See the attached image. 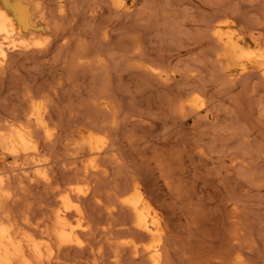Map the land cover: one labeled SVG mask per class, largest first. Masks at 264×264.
<instances>
[{
	"label": "rangeland",
	"instance_id": "obj_1",
	"mask_svg": "<svg viewBox=\"0 0 264 264\" xmlns=\"http://www.w3.org/2000/svg\"><path fill=\"white\" fill-rule=\"evenodd\" d=\"M42 1L50 6V11L57 7V0ZM52 1L56 6L52 7ZM108 1L64 0L70 19L59 25L61 28L67 26L64 27L71 35L67 34V37L72 48L84 46V43L88 51L84 59L87 57L89 65H85L81 73L74 75L71 71H60L68 54L56 49L59 43L54 45L52 37V43H48V39L51 41L49 36L46 41H43L45 37H39L43 45H31L33 57H19L21 47L9 52L12 55H8V67H5L6 75L3 76L7 83L0 82V122L2 119V124L14 120L13 123L19 121L15 124L18 125L22 119L24 123L22 115H26L33 104H40L41 111H46L50 122L55 121V124L51 126L53 139L47 138L43 132L50 141L36 130L40 137L37 140L35 135L39 149L42 145V156L37 157V161L42 159L43 164L35 160L31 166L26 163L29 159L25 161L24 158L19 161L21 164H16L9 154L5 153L6 157L1 152L4 150L0 147V155L5 157L0 162L1 167L8 175V183H12H9L11 188L7 183L12 195L9 194L10 199L3 197L4 200L8 198L9 206L4 203L7 210L3 208L2 215L5 218L7 213L4 212L10 209L8 215L14 217H7L16 220L17 227L20 222V228L28 229L26 223H31L30 220L32 225L28 224L31 225L29 228H35L38 222V226L45 225L50 214L61 208L60 196L72 188L71 194L77 191L76 195L73 194L75 197L72 195L73 200L77 199L76 203L85 210V220H71L83 242L79 239V244L59 247L52 241L56 250L50 264H236L235 261L237 264H264V82L260 86L262 79L259 75L247 78L248 72L239 74L235 80H228L219 68L216 59L219 47L210 30L214 23L220 26L231 23L238 32L258 36L264 43V0H123L130 8L119 9L111 8ZM76 35L82 38L79 44L76 43L79 46L75 45L78 42ZM18 39L16 44H22ZM23 42L33 43L30 39ZM45 45H49L46 49L51 52L43 56L40 51L45 50L42 49ZM37 48L39 55L36 54ZM93 48H97L96 52L91 50ZM89 66L96 72H89ZM148 68L163 70L162 73L172 79H169L168 88L147 75L145 69ZM63 77L66 81L73 77L78 80L73 78L67 83ZM27 80L29 84L25 85ZM55 80L60 81V86L54 83ZM29 81L33 82L30 84ZM91 83L96 87L93 88ZM106 83L110 89H106L107 93L102 89L103 92L112 94L114 89L116 95L113 92L108 96L102 92V99H97ZM103 95L106 101H103ZM194 96L200 98L199 107L189 104V99ZM95 98L100 100L103 110L106 108L107 111L108 106L115 109L104 112L98 102L93 101ZM182 99L185 104L188 101L186 117L179 109ZM47 112L53 116L51 119ZM80 129H91L101 136L99 146L102 145L103 151L100 150L102 155H97L96 160L100 161L96 164V160L93 164L89 161L91 157L94 159L89 151L85 155L88 148L85 150L83 143H79L82 138L78 141L82 137ZM78 144H81L80 151L84 148V153L77 150ZM45 164L46 177L52 179L49 180L52 186L44 182L45 176H40L43 173L35 175L36 181L25 176V169L34 173L39 165ZM19 166L26 167H21V171ZM135 185L149 200L151 213L156 210L153 215L158 214L161 219L163 230L158 238L142 234L135 226L134 212L124 205ZM230 236L236 239L241 236V243L237 246L235 242L238 240H231Z\"/></svg>",
	"mask_w": 264,
	"mask_h": 264
},
{
	"label": "bare ground",
	"instance_id": "obj_2",
	"mask_svg": "<svg viewBox=\"0 0 264 264\" xmlns=\"http://www.w3.org/2000/svg\"><path fill=\"white\" fill-rule=\"evenodd\" d=\"M42 0H0V75H1V79H0V82H2L1 84H3L4 82V75H6L5 73V67H8L6 65H8L7 63V60H8V57L11 56L9 55V52L10 50H16V48H19L20 47L22 49V51L19 50V53H18V56H22L23 58L25 59H28V57L32 54H34L32 52V48H31V45L33 46H39L40 44L43 45V42L40 43L39 42V37H45L43 39V41H46V38L48 39V36L51 38H53V44L55 45L59 43V45L56 47V49H58L61 53H67L66 55L68 56V59L67 60H63L62 59V62L64 61V66H62L60 68V71L63 73V72H67V71H71L72 74L76 75L78 72L80 71H84V69L86 68L88 64V59L87 57L84 59V57L87 55L88 51H87V47H84L86 46L84 43L83 45L84 46H81V47H84V48H81V47H73V45H70V40L68 39L67 37V34L65 29L66 27H63L61 28V26L59 25V23H61L62 21H66L68 19H70L69 17H67V14H66V4L64 2V0H57V7H54L56 9H52L51 11L48 10L50 8L46 6L45 2H41ZM85 0H83L84 2ZM110 1V4H111V8H115V9H119V8H130L128 5L125 4V2L123 0H109ZM109 1L107 3H109ZM55 2V1H54ZM88 2V1H86ZM175 2V1H174ZM53 3V1L51 2ZM71 3V2H70ZM69 3V4H70ZM75 3V2H74ZM74 3H71V4H74ZM98 3V2H96ZM102 3V2H101ZM68 4V5H69ZM53 5H55V3L52 4V7ZM85 5H88V4H85ZM56 6V5H55ZM91 6V5H90ZM96 5H94L95 7ZM105 6V5H104ZM89 7V6H88ZM97 8V6H96ZM95 8V9H96ZM102 8V7H101ZM133 8V7H131ZM98 9H99V6H98ZM114 9V10H115ZM124 10V9H123ZM90 11H91V8H90ZM94 11V10H93ZM117 11V10H115ZM225 11V10H224ZM118 12V11H117ZM103 13V12H101ZM75 14V13H73ZM134 14V13H133ZM144 14V13H143ZM72 15V14H71ZM78 15V14H77ZM91 15V14H90ZM89 15V16H90ZM98 15V14H97ZM115 15V14H114ZM219 15V14H218ZM119 16V15H118ZM232 16V15H231ZM74 17V16H73ZM77 17V16H75ZM93 17V16H92ZM101 17V16H100ZM140 17V16H138ZM221 18V17H220ZM72 19V18H71ZM75 20V18H73ZM180 19V18H179ZM218 20V19H217ZM234 20V19H233ZM138 21V20H137ZM179 22V21H178ZM206 22V21H205ZM215 22V20H214ZM217 22V21H216ZM63 23V22H62ZM65 23V22H64ZM67 23V21H66ZM102 23V22H101ZM101 23H98L99 25ZM97 24V26H98ZM149 24V23H148ZM216 23H214V25H212L210 27V30L212 31V36L214 41L216 40L217 42V46L219 47V50H218V57L216 55V59L218 60L219 64H220V67L221 70L224 72L223 75H225L227 77L228 80H235V78H237V76H240L239 74L241 73H249V76L247 75V78H251L250 76H255V75H259V77L262 79V81H260V86L262 85L263 86V83L261 82H264V43H263V40H260L259 38H257L255 35H249L247 33L248 36H254V37H248L246 35V33H242L241 32H238L235 28H234V24L231 25L230 24H221L220 25H215ZM52 25H54V28H52ZM60 26V27H59ZM69 26V25H68ZM81 27V26H80ZM102 27V25H101ZM237 27V26H236ZM240 27V26H239ZM72 28V27H71ZM104 28V27H103ZM113 28V27H112ZM75 29V28H74ZM106 29V28H105ZM260 29V28H259ZM67 30V29H66ZM100 30V29H99ZM98 30V31H99ZM104 30V29H103ZM71 31V29H70ZM76 30H73V32H75ZM102 32V31H100ZM150 32V31H149ZM251 32V31H249ZM71 33V32H70ZM76 33H79V32H76ZM91 33V32H90ZM104 33V32H103ZM108 33V32H107ZM73 34V33H72ZM83 34V33H82ZM98 34V32H97ZM246 36H245V35ZM69 35V34H68ZM74 35V34H73ZM81 35V33H80ZM132 35V34H131ZM261 35V34H260ZM264 35V34H263ZM71 36V35H69ZM78 37L77 41L78 42H75V45L79 46V39L81 40L82 38H80V36H77ZM85 36H83L84 38ZM100 37V36H98ZM106 37V35H105ZM256 37V38H255ZM264 37V36H263ZM19 38V39H18ZM52 38L50 39L51 41L49 42V39L47 40L48 43H52ZM86 38V37H85ZM84 38V40H85ZM104 38V37H103ZM262 38V37H261ZM17 39L18 41L19 40H22L20 41V43L22 44H16L17 42ZM31 40L33 41V43L31 42V44H29L28 41L27 43L26 42H23L25 40ZM41 39V40H42ZM70 39H73L72 37ZM100 39V38H99ZM101 39H102V36H101ZM263 39V38H262ZM137 40V39H135ZM133 40V41H135ZM139 40V39H138ZM137 40V41H138ZM74 41V39L72 40ZM76 41V40H75ZM83 41V40H82ZM89 41V40H88ZM140 41V40H139ZM81 42V41H80ZM136 42V41H135ZM142 42V40H141ZM202 42V41H201ZM47 43V44H48ZM78 43V44H76ZM153 43V42H152ZM87 44V43H86ZM91 44V43H90ZM106 44V43H105ZM142 44V43H141ZM148 44V43H147ZM41 45V46H42ZM50 45V44H49ZM49 45H45L43 46L44 48L42 49H45L43 51H40L43 53V56L45 55H49L51 50L50 49H46L47 46ZM82 45V44H81ZM92 45V44H91ZM99 44H97L96 46H98ZM117 45V44H116ZM215 45V44H214ZM88 46V45H87ZM93 46V45H92ZM53 47V46H52ZM51 47V49H52ZM90 48V46H88ZM217 47V48H218ZM36 48V47H34ZM54 48V47H53ZM86 48V49H85ZM88 48V50H89ZM101 48V47H100ZM120 48V47H119ZM138 48V47H137ZM151 48V47H150ZM131 49V48H130ZM129 49V50H130ZM134 49V48H133ZM39 48H37V51H36V54L39 53ZM41 50V48H40ZM91 50H94L91 49ZM97 50V48H96ZM96 50H94L96 52ZM34 51V50H33ZM56 51V50H55ZM122 51V50H121ZM136 51V50H135ZM142 51V50H141ZM156 51V50H154ZM38 52V53H37ZM90 52V50H89ZM98 52V51H97ZM102 52V51H100ZM132 52V51H131ZM138 52V51H137ZM140 52V51H139ZM11 53V52H10ZM92 52H90L91 54ZM99 53V52H98ZM134 53V52H133ZM142 52H140L141 54ZM41 54V53H40ZM54 54V52H53ZM65 54L62 56L64 57ZM89 54V55H90ZM96 54V53H95ZM129 54V52H128ZM139 54V53H138ZM9 55V56H8ZM31 55V56H32ZM39 55V54H38ZM37 55V56H38ZM42 55V54H41ZM56 55H59L60 57V54H58V52H56ZM98 56V55H97ZM205 56V55H204ZM33 57V56H32ZM36 57V56H34ZM57 57V56H55ZM58 57V58H59ZM53 58V57H52ZM67 58V57H66ZM88 58H90V56H88ZM30 59V58H29ZM37 59V58H36ZM35 59V60H36ZM57 58H53V60ZM61 59V57H60ZM59 59V60H60ZM65 59V57H64ZM83 59L87 62L84 63ZM87 59V60H86ZM91 59V58H90ZM21 60V59H20ZM42 60H45L44 58ZM97 60H100V59H96ZM128 60V59H126ZM26 61V60H25ZM90 61V60H89ZM129 61V60H128ZM137 61V60H136ZM54 62V61H53ZM61 62V63H62ZM92 62V61H91ZM112 62V61H111ZM180 62V61H179ZM217 62V61H216ZM93 63V62H92ZM101 63V62H100ZM127 63V62H126ZM132 63V62H131ZM19 64V63H18ZM62 64V65H63ZM86 65V66H85ZM91 65V63H90ZM111 65V64H110ZM129 65V63H128ZM97 66V65H96ZM139 66V65H138ZM147 66V65H146ZM145 66V68H146ZM94 67V65H93ZM136 67V66H135ZM141 67V66H140ZM149 67V66H148ZM154 67V66H153ZM12 68V67H11ZM88 68V67H87ZM132 68V67H131ZM183 68V67H182ZM26 69V68H25ZM89 69H91L89 72H93L95 70H93V68H90L89 66ZM88 69V70H89ZM116 69V68H115ZM129 69V68H128ZM127 69V70H128ZM146 72H147V75L150 74L151 76H153L156 80L160 81L164 88H168V84L170 85L172 79L171 78H167L165 74H163V70H158V69H145ZM7 71V70H6ZM168 71V70H167ZM13 72V71H12ZM96 72V71H95ZM94 72V74H96ZM112 72V71H111ZM14 73H16L14 71ZM40 73V72H39ZM58 73V71H57ZM81 73V72H80ZM145 73V71H144ZM165 73V72H164ZM61 74V73H60ZM58 74V75H60ZM63 75V74H62ZM62 75L61 77H59L58 79L61 81V78H62ZM65 75V74H64ZM73 75V76H74ZM79 75V74H78ZM149 75V76H150ZM168 77H169V74H167ZM23 76V75H22ZM81 76V75H80ZM91 76L93 77V73H91ZM97 76V75H96ZM102 76V75H101ZM123 76V75H122ZM45 77V76H44ZM76 77V76H75ZM75 77H73L75 79ZM84 77V76H83ZM89 77V76H88ZM193 77V76H192ZM66 81V78L63 77ZM68 78V77H67ZM67 79L70 81L74 80V79ZM95 78V76H94ZM112 78V77H111ZM124 78V77H123ZM220 78V77H219ZM56 79V78H54ZM102 79V78H101ZM109 79V77H108ZM171 79V80H169ZM195 79V78H194ZM226 79V78H225ZM250 79V80H251ZM78 80L77 78L75 79V81ZM94 80V79H93ZM107 80V78H106ZM227 80V81H228ZM244 80V79H243ZM249 80V79H248ZM36 80H34L35 82ZM60 81H56L54 83L58 84ZM63 81V79H62ZM69 81H66L67 83ZM193 81V80H192ZM196 81V80H195ZM247 81V80H246ZM6 82V81H5ZM4 82V83H5ZM25 85L29 84L27 83V81H25ZM30 82V81H29ZM33 82V81H31ZM30 82V84H31ZM38 82V81H37ZM36 82V83H37ZM52 82V83H53ZM74 82V81H73ZM103 82V81H102ZM159 82V83H160ZM250 82V81H249ZM247 82V83H249ZM254 82V80H253ZM7 83V82H6ZM62 83V82H61ZM75 83V82H74ZM73 83V84H74ZM219 83V82H218ZM236 83V82H235ZM246 83V82H245ZM251 83V82H250ZM23 84V82H22ZM35 84V83H34ZM42 84V83H41ZM77 84V83H75ZM93 84V83H91ZM95 84V83H94ZM93 84V85H94ZM37 85V84H35ZM59 85V84H58ZM92 85V86H93ZM100 85V84H99ZM112 85V84H111ZM110 85V86H111ZM257 85V84H256ZM22 86V85H21ZM24 86V85H23ZM60 86V85H59ZM78 86V84L76 85ZM91 86V88H92ZM104 86V84H103ZM101 86V87H103ZM25 87V86H24ZM96 85H94L93 88H95ZM36 88V86H35ZM38 88V87H37ZM44 88V87H43ZM34 89V88H33ZM74 89V88H73ZM106 92V89H110L109 86H107V83L106 85L101 88V95L97 96V99L98 97H101L102 96V92L103 90ZM29 90V89H28ZM167 90V89H166ZM25 91H27L25 89ZM42 91H45V90H42ZM96 91V90H95ZM97 91H99V89L97 88ZM99 91V92H100ZM116 91V90H115ZM114 89H113V92L115 93ZM175 91V90H174ZM32 91H30L31 93ZM105 92H103L105 95H112L111 92L110 94H106ZM109 92V91H108ZM117 92V91H116ZM33 93V92H32ZM43 93V92H42ZM27 94H29L27 92ZM199 94V93H198ZM39 95V94H38ZM42 95V94H41ZM76 95V94H75ZM88 95V94H86ZM116 95V93H115ZM184 95V94H183ZM45 96V94L43 95ZM114 96V95H113ZM168 96V95H167ZM201 96V95H200ZM29 97V95L27 96V98ZM46 97V96H45ZM85 97V96H84ZM103 101L105 100L106 101V96L103 95ZM202 97V96H201ZM261 97V96H260ZM42 99V98H41ZM45 99V98H44ZM75 99V98H74ZM97 99L95 98V100H93L94 102H98L100 100L97 101ZM102 99V97H101ZM109 99V98H108ZM28 100V99H27ZM33 100V99H32ZM37 100V99H36ZM108 101V100H107ZM163 101V100H162ZM183 102H181V106L179 107L180 109V113L186 117V115H188V113H186L188 110L187 105L184 103V99H182ZM35 102V101H34ZM83 102V101H82ZM28 103V102H27ZM109 104V102H107ZM111 103V102H110ZM200 103V98L198 96H194L192 97L191 99H189V104L191 106H194V107H199ZM31 104V103H30ZM99 104V102H98ZM95 105V106H99V105ZM201 104V103H200ZM203 104V103H202ZM29 105V104H28ZM32 105V104H31ZM40 105V104H39ZM39 105H34L31 107L28 108L30 109L28 113H26V115H22L24 116V123H22V119L20 120V124L18 125H15L17 124V122L19 121H15L16 123H13V121H11V123L9 122H6V123H1L0 122V147L4 150V151H1V152H4L9 154L10 157L13 158V160L15 161L16 164L20 163L19 161L23 158L24 160L26 159H29L32 158L34 160L31 159L30 162H28L29 160H27L26 163H32V161L35 162V160L37 161V157H40L42 156L41 153H40V149L42 148V145L41 148L39 149L38 147V143L36 142V139H35V135H37L36 133V130L38 133H41L40 136H42V134H46L47 138H51L52 137V131H51V126H53L55 124V121H51L48 119V116H46V111L45 113L41 111V108H39ZM103 105V104H102ZM106 105V104H105ZM110 105V104H109ZM117 105V104H116ZM165 105V104H164ZM44 105H42L43 107ZM82 106V105H81ZM94 106V107H95ZM101 106V105H100ZM115 106V105H114ZM45 107V106H44ZM96 107V108H97ZM104 107V106H103ZM102 109V106L99 107ZM109 108V109H108ZM44 108H42L43 110ZM63 109V108H62ZM98 109V108H97ZM107 111H109L110 113V110L113 112L112 109H110V106L107 107ZM202 109V108H201ZM106 110V108H105ZM103 110L104 112H107ZM87 111V110H86ZM91 111V110H90ZM190 111V110H189ZM26 112V111H25ZM170 112V111H169ZM207 112V111H206ZM24 113V112H23ZM108 113V112H107ZM197 113V112H196ZM48 114V112H47ZM6 115V114H5ZM21 115V114H20ZM48 115H51V114H48ZM105 115V114H104ZM192 115V114H191ZM208 115V113H207ZM182 116V118H183ZM199 117V115H197ZM18 117V116H17ZM50 117V116H49ZM53 116L51 115L50 119L52 118ZM93 117V116H92ZM103 117V116H102ZM1 118V117H0ZM55 118V117H54ZM93 119V118H92ZM7 120V119H6ZM101 120V119H100ZM22 121V122H21ZM80 121V120H79ZM93 121V120H92ZM99 121V120H97ZM205 121V120H204ZM5 122V121H3ZM100 123V122H99ZM83 124V123H82ZM72 126V125H71ZM82 127V126H81ZM79 127V128H81ZM87 127V126H86ZM85 126H83L82 128H86ZM54 128V127H53ZM64 128V127H63ZM78 128V129H79ZM82 130V129H80ZM79 130V132H80ZM196 131V130H195ZM44 132V133H43ZM56 133V132H54ZM66 133V132H65ZM198 133V132H197ZM196 133V134H197ZM44 134V136H45ZM67 134V133H66ZM79 133H77V137H80L78 135ZM102 134V133H101ZM56 135V134H53V136ZM80 135H82V137L78 138V141L81 139V141H79V143H83L82 145L85 146V150L86 148H88V150L85 152V150H83L84 146L82 147V151H80L79 149L80 148V145L77 146V150L81 152H85V155L86 154H89V152L92 154L90 156H94V159H92L91 157V160L89 161H92V164H93V161H95L98 157L97 155L100 154V150H102L103 148L101 146H99L100 143V137L98 136L97 132H93L90 130H82V132L80 133ZM43 136V137H44ZM46 136L44 137L46 139ZM66 137V136H65ZM189 137V136H188ZM206 137V136H205ZM38 138L37 140H39V136L37 135ZM54 137H52L53 139ZM62 138V137H60ZM59 138V139H60ZM51 139V140H52ZM177 139V138H176ZM48 141H50L49 139H46ZM103 140V139H102ZM40 142V141H38ZM44 142V140H43ZM53 142V140H52ZM76 142V141H75ZM102 142V141H101ZM104 142V141H103ZM163 142V141H162ZM61 143V142H60ZM78 143V142H77ZM76 143V145H77ZM41 144V143H40ZM50 144V143H49ZM57 144V143H56ZM168 144V143H167ZM105 145V143H103V146ZM157 145V144H156ZM171 145V144H170ZM107 146V145H105ZM109 146V145H108ZM113 146V145H112ZM69 147V146H68ZM79 147V148H78ZM190 147V146H189ZM74 148V147H73ZM105 148V147H104ZM173 148V147H171ZM106 149V148H105ZM104 149V150H105ZM109 149V148H108ZM173 150V149H172ZM176 150V149H175ZM193 150V149H192ZM78 151V152H79ZM89 151V152H88ZM103 151V150H102ZM106 151V150H105ZM104 151V152H105ZM108 151V150H107ZM106 151V152H107ZM196 151V150H195ZM0 152V153H1ZM77 152V153H78ZM105 152V154H107ZM112 152V151H111ZM43 153H45V151H43ZM178 153V152H177ZM4 154L2 156H4ZM79 154V153H78ZM103 154V155H105ZM39 155V156H38ZM76 155V154H75ZM83 155V154H81ZM116 155V154H115ZM205 155V154H204ZM0 155V162H2V158L5 159V157H2ZM6 156V154H5ZM45 156V155H44ZM48 156V155H47ZM79 156V155H78ZM89 156V157H90ZM8 157V156H6ZM100 157V156H99ZM110 157V156H109ZM41 158V157H40ZM44 159V158H43ZM50 159V157H49ZM102 159V157H101ZM25 160V161H26ZM42 160V159H41ZM41 160H39L41 162ZM47 160V159H46ZM110 160V159H109ZM39 161H37L38 163H40ZM88 161V162H89ZM98 161H100L98 159ZM98 161L96 160L95 161V164L98 163ZM6 162V161H4ZM3 162V163H4ZM23 162V161H21ZM33 162V164H34ZM36 162V163H37ZM45 161H43L44 163ZM106 162V161H105ZM24 163V162H23ZM25 163V164H26ZM35 163V164H36ZM37 163V164H38ZM42 162L40 164H43ZM49 163V162H48ZM48 163L46 162V164L48 165ZM76 163V162H75ZM91 162L88 163V165L90 164ZM103 163V162H102ZM21 164V163H20ZM36 164V165H37ZM46 164L42 166V168H39L41 167L39 165L38 169L36 170V172L32 173V171H28V169H25L24 172H26L25 176L27 175L28 176V179H32L34 181H36L37 177L35 178V175H39L41 173H43L42 175L40 176H43L45 178V183H48L49 184V179L48 177H46ZM78 164V163H76ZM108 164V163H107ZM1 163H0V264H50V260H52L53 256V252H54V249L56 250V247L53 248L52 246V241L56 242L58 244L59 247H66V246H72V244H79L80 241V237L81 234H80V237L78 238L79 234H78V231H77V227L72 223L73 221V218H77L78 220H85V217L83 219V216H84V213L83 211H85L83 208L81 209V207L79 206L78 203H76L77 199H75L76 201L73 200V196L75 197L77 191H75V195H73L74 193L71 194V190L72 188L68 191L66 194H64L65 192L64 191H61V192H64L62 196H60L59 198V202H60V207H58V209L56 210L55 209V212L52 214H50V218H47L48 216H46L45 218H47V221H50L48 224L47 221H45V225H40L37 226L34 228H29L31 227L32 225V221L30 220L31 223H26V225L28 226V229L26 227L24 228H20L19 226L21 224H19L17 222V224L19 225L18 227L16 226V220L12 221L10 220L9 218L13 219L12 217L14 216H11L10 217V214L8 215V213L10 212V209H9V212H4L7 213L5 214V218H8L7 216H9L8 219H5L4 216L2 215V212L1 210L3 208H5L8 202V198H9V194L12 195V191L10 193V190L11 189H8V187L10 186L9 182V179H8V175L6 173H4V169H2L1 167ZM28 165V164H26ZM35 165V168L37 167ZM75 165V164H74ZM83 165V164H82ZM91 165V164H90ZM6 166V164H4V167ZM18 167V165H16ZM15 166V167H16ZM32 166V164H31ZM50 166V164H49ZM94 166V165H93ZM97 166V165H96ZM181 166V165H180ZM3 167V168H4ZM20 167V166H19ZM22 168L24 166H21ZM21 167H20V170H21ZM26 167V166H25ZM24 167V168H25ZM29 167V166H28ZM48 167V166H47ZM88 167V166H87ZM98 167V166H97ZM95 167V168H97ZM100 167V165H99ZM102 167V166H101ZM100 167V168H101ZM110 167V166H109ZM50 167H48L47 170H50L49 169ZM79 168V167H78ZM77 168V169H78ZM94 168V167H93ZM99 168V169H100ZM7 169V168H6ZM17 168H14V170H16ZM32 169V167H31ZM52 169V168H51ZM84 169V168H83ZM88 169V168H87ZM3 170V171H2ZM13 170V169H11ZM30 170V168H29ZM79 170V169H78ZM7 171V170H6ZM22 171V170H21ZM53 171V170H52ZM58 171V170H57ZM97 171V170H96ZM15 172V171H14ZM19 172V170L17 171ZM84 172V170H83ZM16 173V172H15ZM56 173V172H55ZM80 173V172H79ZM21 174V173H20ZM18 174V176L20 175ZM51 174V173H50ZM77 174V173H75ZM84 175L86 174L85 172L83 173ZM82 174V175H83ZM81 175V174H80ZM79 175V176H80ZM103 175V174H102ZM22 176L24 177V174H22ZM21 176V177H22ZM26 176V177H27ZM48 176H49V173H48ZM42 177V179H43ZM68 177V176H67ZM82 177V176H81ZM25 178V177H24ZM35 178V179H34ZM41 178V177H40ZM61 178V177H60ZM20 179V178H19ZM17 180V179H15ZM41 180V179H40ZM52 180V179H51ZM12 181V180H11ZM19 181V180H18ZM17 181V182H18ZM22 181V180H21ZM27 181V180H26ZM23 182V181H22ZM21 182V183H22ZM99 182V181H98ZM97 182V183H98ZM7 183L9 184V186L7 187ZM16 183V182H15ZM14 183V184H15ZM25 183V182H23ZM34 183V182H33ZM40 183V182H39ZM60 183V182H59ZM78 183V182H77ZM12 184V183H11ZM27 185V184H25ZM50 185V184H49ZM53 184H51L50 186H52ZM14 186V185H13ZM23 186V185H22ZM37 186V185H36ZM74 186V185H73ZM77 188H78V185H76ZM136 186V185H135ZM138 186V185H137ZM136 186V187H137ZM24 187V186H23ZM79 187H81L79 185ZM130 187V186H129ZM134 187V186H132ZM135 188V190H133L132 194L129 196H127V198L124 200V205L127 206V208L129 207V209L131 211L134 212V220H135V226L138 230L142 231V234H148V236H152V237H156L158 238V236L160 235V231L163 230L161 229V223H160V220L158 218V214L156 215H153L155 214L154 212V209L152 210L153 213H151V207L150 205L148 204L147 200H146V197H144V195L142 194V192L140 191V188L138 189V187ZM11 188V186H10ZM37 188V187H36ZM65 188V187H64ZM82 188V187H81ZM103 188V187H102ZM80 189V188H79ZM14 190V189H13ZM25 190V189H24ZM97 190V189H96ZM32 191V190H31ZM60 191V190H59ZM81 191V190H80ZM99 191V190H98ZM105 191V190H104ZM16 192V191H15ZM60 192V194H61ZM80 193V192H79ZM82 193V192H81ZM83 194L85 195V191H83ZM14 195V194H13ZM17 195V194H16ZM49 195V194H48ZM73 195V196H72ZM80 195V194H79ZM79 195H77L78 199H79ZM96 195V194H95ZM4 196H7L8 198L4 200ZM81 196V195H80ZM152 196V195H151ZM4 197V198H3ZM3 198V199H2ZM82 198V197H80ZM2 199V200H1ZM10 199V198H9ZM234 199V198H233ZM4 200V201H3ZM7 200V202H6ZM14 200V199H13ZM82 200V199H81ZM91 200V199H90ZM2 201H3V204H2ZM79 201V200H78ZM117 201V200H116ZM149 201V200H148ZM16 202V201H15ZM83 202V200H82ZM81 202V203H82ZM151 202V201H150ZM149 202V203H150ZM4 203H6V205H4ZM46 203V202H45ZM123 203V202H122ZM10 204V203H9ZM12 204V203H11ZM109 204V203H108ZM4 205V207H3ZM9 206V205H8ZM59 206V204H58ZM82 206V205H81ZM84 206V205H83ZM110 206V205H109ZM112 206V205H111ZM9 208V207H8ZM27 208V207H26ZM232 208V207H231ZM229 208V209H231ZM86 209V208H85ZM123 209V208H122ZM5 210H7L5 208ZM13 210V209H11ZM125 210V209H124ZM14 211V210H13ZM36 212V211H35ZM48 212V211H47ZM49 212V213H50ZM13 213V212H12ZM86 214V213H85ZM2 215V216H1ZM12 215V214H11ZM16 215H18L16 213ZM38 215V214H37ZM48 215V214H47ZM124 215V214H123ZM153 215V216H152ZM237 215V214H236ZM242 215V214H241ZM245 215V214H244ZM23 216V215H22ZM28 216V214H27ZM115 216V214H114ZM229 216V214H228ZM30 217V216H29ZM29 217H27L28 219H30ZM20 218V217H19ZM24 218V217H23ZM27 218L25 219L26 221ZM17 219V218H16ZM33 219V218H32ZM35 219V218H34ZM40 219V218H39ZM132 219V218H131ZM20 219H18L19 221ZM36 220V219H35ZM46 220V219H45ZM72 220V221H71ZM234 220V219H233ZM239 221V220H238ZM15 222V223H14ZM74 222V221H73ZM243 222V221H242ZM81 223V222H80ZM230 223V222H229ZM237 223V222H236ZM244 223V222H243ZM28 224H31L30 226ZM35 224V223H33ZM131 224V223H130ZM25 225V224H24ZM25 225V226H26ZM78 225V224H77ZM23 226V224H22ZM21 226V227H22ZM82 226V225H81ZM107 226V225H106ZM83 227V226H82ZM130 227V226H129ZM243 227V226H241ZM225 228V227H224ZM238 228V227H237ZM247 228V227H246ZM84 229V228H83ZM87 230V229H86ZM228 230V229H227ZM236 230V229H235ZM251 230V229H250ZM84 231V230H82ZM132 231V230H131ZM247 231V230H246ZM87 232V231H86ZM84 233V232H82ZM137 233V232H136ZM231 233V232H230ZM85 234V233H84ZM234 234V233H233ZM86 235V234H85ZM235 235V234H234ZM231 237V240L234 238L235 240H238V242H235V244H237L238 246V243H241L239 240V238H241V236H237L238 239H236L235 236H230ZM83 238V237H82ZM244 238V237H243ZM155 239V238H154ZM82 241V239H80ZM149 240V239H148ZM156 240V239H155ZM83 242V241H82ZM116 242V241H115ZM233 242V241H232ZM234 243V242H233ZM232 243V244H233ZM137 244V243H136ZM163 245V244H162ZM230 245V244H229ZM160 246V245H159ZM236 246V245H235ZM240 246V244H239ZM233 247H234V244H233ZM235 248V247H234ZM238 248V247H237ZM81 249V248H80ZM162 249V248H161ZM164 249V247H163ZM240 249V248H239ZM131 250V249H130ZM235 250V249H234ZM101 251V250H100ZM144 251V250H142ZM155 251V250H154ZM162 251V250H161ZM239 252H241L240 250H238ZM56 252V251H55ZM75 252V251H74ZM138 252V251H137ZM146 252V251H145ZM237 252V251H236ZM238 252V253H239ZM234 253V252H233ZM74 254V253H73ZM156 255V254H155ZM234 255V254H233ZM232 255V257H233ZM240 255L242 256V253H240ZM52 256V257H51ZM230 256V255H229ZM152 257V255H151ZM236 257H240V256H237L236 254ZM52 258V259H51ZM157 258V257H156ZM234 258V257H233ZM116 259V257H115ZM142 259V258H141ZM229 259V258H228ZM237 259V258H236ZM243 259V258H242ZM230 260V259H229ZM228 260V261H229ZM245 260V259H244ZM94 261V260H93ZM234 261V260H233ZM238 262V261H237ZM237 262L235 261L234 263L237 264ZM79 263V262H78ZM97 263V262H96ZM151 263V262H150ZM161 263V262H160ZM92 264V263H91ZM159 264V263H158ZM228 264V263H227ZM231 264V262L229 263Z\"/></svg>",
	"mask_w": 264,
	"mask_h": 264
}]
</instances>
